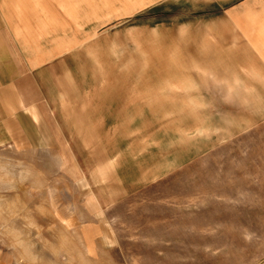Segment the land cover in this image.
<instances>
[{
	"label": "rangeland",
	"instance_id": "obj_1",
	"mask_svg": "<svg viewBox=\"0 0 264 264\" xmlns=\"http://www.w3.org/2000/svg\"><path fill=\"white\" fill-rule=\"evenodd\" d=\"M0 264H264V0H0Z\"/></svg>",
	"mask_w": 264,
	"mask_h": 264
},
{
	"label": "crops",
	"instance_id": "obj_2",
	"mask_svg": "<svg viewBox=\"0 0 264 264\" xmlns=\"http://www.w3.org/2000/svg\"><path fill=\"white\" fill-rule=\"evenodd\" d=\"M232 14H234V13H232ZM239 22H242L243 24H245L246 23V15L242 19H239Z\"/></svg>",
	"mask_w": 264,
	"mask_h": 264
}]
</instances>
